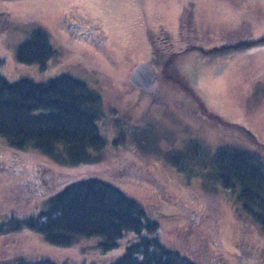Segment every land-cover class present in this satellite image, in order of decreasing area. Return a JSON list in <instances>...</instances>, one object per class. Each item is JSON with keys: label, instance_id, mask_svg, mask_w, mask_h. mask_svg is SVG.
<instances>
[{"label": "rangeland", "instance_id": "1", "mask_svg": "<svg viewBox=\"0 0 264 264\" xmlns=\"http://www.w3.org/2000/svg\"><path fill=\"white\" fill-rule=\"evenodd\" d=\"M185 7L192 20L181 29ZM0 11L13 24L0 33V73L10 82H45L63 72L83 81L101 97L97 124L106 140L98 161L71 165L31 147L13 150L0 136V223L36 214L64 181L95 177L138 201L159 222L161 242L197 264H264V235L234 196L200 177L185 181L165 157L188 137L212 149L247 144L242 127L264 143V44L225 57L207 52L263 38L264 0H0ZM67 13L85 23L81 32L90 33L91 24L99 42L72 38ZM37 26L54 49L44 67L17 58ZM151 36L166 53L155 63ZM140 62L156 74L147 89L130 81ZM137 240L130 232L104 251L93 237L61 247L31 230L0 232V264L46 256L111 264Z\"/></svg>", "mask_w": 264, "mask_h": 264}, {"label": "trees", "instance_id": "2", "mask_svg": "<svg viewBox=\"0 0 264 264\" xmlns=\"http://www.w3.org/2000/svg\"><path fill=\"white\" fill-rule=\"evenodd\" d=\"M189 15L185 7L181 29L191 23ZM11 19L10 13L0 11V33L13 26ZM259 43L264 44V37L216 46L207 52L225 57ZM150 44L155 63L156 58L166 53L156 47L158 42L153 36ZM53 54L48 33L40 26L17 48L20 62L41 67ZM100 104L101 97L96 91L64 72L45 82L30 79L10 82L0 73V136L13 150L31 147L57 164H89L99 160L106 144L97 124ZM242 133L247 144H227L214 149L204 140L188 137L185 148L171 151L165 157L185 181L191 182L196 176L203 179L206 187L215 182L214 189L228 190L234 196L236 209L264 235V143L246 128L242 127ZM64 182L45 200L43 209L19 219L11 216L0 223V232L6 235L31 230L51 245L61 247L93 237L100 240L104 251L116 247L123 235L133 232L138 240L127 245L111 264H197L162 243L159 222L117 187L95 177ZM2 264L66 263L46 256L35 260L15 257Z\"/></svg>", "mask_w": 264, "mask_h": 264}, {"label": "water", "instance_id": "3", "mask_svg": "<svg viewBox=\"0 0 264 264\" xmlns=\"http://www.w3.org/2000/svg\"><path fill=\"white\" fill-rule=\"evenodd\" d=\"M155 80L153 66L147 62H140L130 73V81L141 89L150 88Z\"/></svg>", "mask_w": 264, "mask_h": 264}, {"label": "flooded vegetation", "instance_id": "4", "mask_svg": "<svg viewBox=\"0 0 264 264\" xmlns=\"http://www.w3.org/2000/svg\"><path fill=\"white\" fill-rule=\"evenodd\" d=\"M63 20H64V26L72 38L84 40V41H92L94 43L99 42L98 37L96 38L97 35L95 36L96 31H93L94 28L91 24H90L91 27L89 29L90 33H87V32H81V29L85 27L83 25L85 23L82 21H79V19H76L74 16L72 17L67 13L64 16ZM155 77H156V74H155Z\"/></svg>", "mask_w": 264, "mask_h": 264}]
</instances>
